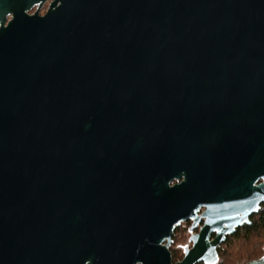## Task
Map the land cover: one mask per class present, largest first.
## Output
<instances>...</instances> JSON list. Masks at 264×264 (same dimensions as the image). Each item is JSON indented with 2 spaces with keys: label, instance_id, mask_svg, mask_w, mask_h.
Returning <instances> with one entry per match:
<instances>
[{
  "label": "water",
  "instance_id": "95a60500",
  "mask_svg": "<svg viewBox=\"0 0 264 264\" xmlns=\"http://www.w3.org/2000/svg\"><path fill=\"white\" fill-rule=\"evenodd\" d=\"M38 1L0 0V264H172L201 206L175 264L216 261L264 203V0Z\"/></svg>",
  "mask_w": 264,
  "mask_h": 264
},
{
  "label": "flooded vegetation",
  "instance_id": "af4514ba",
  "mask_svg": "<svg viewBox=\"0 0 264 264\" xmlns=\"http://www.w3.org/2000/svg\"><path fill=\"white\" fill-rule=\"evenodd\" d=\"M53 1L54 0H40L34 3L29 9H26L25 14L26 15L36 14L37 16H40V17L44 16L47 13ZM12 19H13V13L12 12L7 13L4 26H7L9 21H11ZM180 182H181V179H173L170 185L179 184ZM259 182H260V179L256 180L254 184L256 185ZM263 206H264V203L261 202L258 210L248 216L247 222H244L241 225L235 227L233 232L224 235V239L215 247V251L217 255L216 261L212 263H205L203 261H199V262H195L194 264H221L220 256L224 253L225 249L228 247H231V243L233 240L236 239L235 242H237L241 239L240 236L236 235V231L244 226L250 225L251 224L250 218L252 217V215L257 213L259 209H261ZM204 210L205 208L201 206L199 210L196 212L198 219H195L193 217L183 219L174 228L172 235H171V239H170V245L168 248L170 252L172 264H175L181 261L184 258L186 251L193 247L192 237L200 232V228L203 226V223L205 221V217L203 216L199 217V215ZM215 236H216V232H212L209 236V240L214 239ZM262 256H264V254L260 255L257 258L251 259V260L261 258Z\"/></svg>",
  "mask_w": 264,
  "mask_h": 264
},
{
  "label": "trees",
  "instance_id": "16d2710c",
  "mask_svg": "<svg viewBox=\"0 0 264 264\" xmlns=\"http://www.w3.org/2000/svg\"><path fill=\"white\" fill-rule=\"evenodd\" d=\"M250 220V225L244 226L236 231V235L240 236L241 241L244 243L255 242L253 243L254 249L252 251H245L242 255H240V259L243 260H251L259 257L260 251L255 248L260 245V243H256L258 241L256 239L259 238V236L264 237V206L259 209L257 213L253 214Z\"/></svg>",
  "mask_w": 264,
  "mask_h": 264
},
{
  "label": "rangeland",
  "instance_id": "374dc122",
  "mask_svg": "<svg viewBox=\"0 0 264 264\" xmlns=\"http://www.w3.org/2000/svg\"><path fill=\"white\" fill-rule=\"evenodd\" d=\"M256 240H258L256 243H260V245L255 248L258 251H260L259 252V256H260L264 254V237L259 236V238H257ZM235 241L236 239L232 241L231 247L226 248L224 253L220 256L221 264H243L249 261V260L240 259V255H242L245 251H252L254 249L253 243L255 242L244 243L243 241H241V239L237 242Z\"/></svg>",
  "mask_w": 264,
  "mask_h": 264
},
{
  "label": "bare ground",
  "instance_id": "6f19581e",
  "mask_svg": "<svg viewBox=\"0 0 264 264\" xmlns=\"http://www.w3.org/2000/svg\"><path fill=\"white\" fill-rule=\"evenodd\" d=\"M169 248V247H168Z\"/></svg>",
  "mask_w": 264,
  "mask_h": 264
}]
</instances>
